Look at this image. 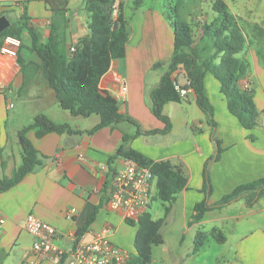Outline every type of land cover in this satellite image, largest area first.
I'll return each instance as SVG.
<instances>
[{"label":"crops","instance_id":"0c3cea01","mask_svg":"<svg viewBox=\"0 0 264 264\" xmlns=\"http://www.w3.org/2000/svg\"><path fill=\"white\" fill-rule=\"evenodd\" d=\"M45 1L10 5L1 1L0 17L5 16L10 25V15L13 24L20 26V17L25 13L39 33L40 43L45 44L52 18ZM129 1H118L124 12ZM223 1L237 21L264 22V0ZM65 17L64 37L67 50H71L89 34L84 3L70 1ZM128 28L125 56L111 61L99 89L115 98L119 113L137 125L122 122L88 134L99 123V116H75L61 108L40 68L39 57L30 49L27 31L22 32V38L28 48L22 49L17 59L0 55V79L6 84L0 92V178H10L21 164L19 134L36 116H45L55 124H68L76 131L50 132L41 137L36 136V129L24 133L38 153L39 164L15 186L0 193V218L4 219L0 224V264H55L49 260L36 262L32 256L33 238L22 229L28 214L54 226L59 233L56 243L63 249L70 248L73 241H90L95 232L109 228L110 240L133 256L137 225L127 224L121 211H108L105 203L110 171L121 166V158H110L123 143V135H135L137 130L142 133L126 146L152 161L168 162L186 178V188L177 194L165 216L163 204L155 215L149 213L152 220L163 218L159 229L162 243L152 246L149 264H264V191L252 206L246 205L247 195L243 194L215 207L236 187L264 178V60L260 50L249 47L247 42V50L237 55L246 67L239 85L253 91L255 127L244 128L229 112L219 81L206 73L204 89L213 109L212 117L197 106L189 91L181 102L164 105L163 114L171 124L167 133L145 134L164 129V123L151 113L149 93L166 71L153 66L169 62L174 32L170 19L156 8L144 10L137 18L128 17ZM10 113H25L30 122L9 129ZM205 166L208 192L203 190ZM153 185L154 181L151 192ZM202 201L211 208L193 222V208ZM72 208L75 214L68 220L65 211ZM83 227L84 232L77 236ZM212 229L221 231L224 242L208 237L194 252L197 233Z\"/></svg>","mask_w":264,"mask_h":264},{"label":"trees","instance_id":"16d2710c","mask_svg":"<svg viewBox=\"0 0 264 264\" xmlns=\"http://www.w3.org/2000/svg\"><path fill=\"white\" fill-rule=\"evenodd\" d=\"M18 1L25 4L31 0ZM70 1L74 0L45 1L52 13L45 44L40 43L39 33L30 24L25 13L20 17V26L10 24L0 33V44L4 36H15L21 40L20 52L28 48L22 38V32H28L31 38L30 49L39 57L40 68L61 108L75 116L87 117L91 114L99 116V123L87 131L88 134L101 128L117 126L122 122L137 125L135 121L119 113L115 98L99 89V82L108 71L111 61L125 56L129 28L124 7L118 2L119 0H77L84 3V11L88 14L89 34L81 38L71 51L67 50L64 37L67 25L65 14L68 12ZM177 1L176 6L181 4L180 0ZM140 2L141 0H134L135 9L140 7ZM210 4L214 17L211 22L200 26L201 34L197 42L191 26L185 20L169 17L174 32L173 53L168 63H156L153 66L154 69L166 68V71L162 74L157 86L153 87L149 93L151 113L164 123V129L146 131L145 134L167 133L171 124L168 117L163 114L164 105L169 102H181L189 91L193 92L197 106L209 118L212 117L213 109L204 89L206 73H211L219 81L220 92L225 97L227 108L241 125L249 129L256 126L257 111L253 102V91L243 89L239 85L246 67L237 55L244 50L247 38L223 0H210ZM174 10L177 15L176 7ZM206 51L207 53L204 54ZM179 73H183L188 79V84L183 87L178 85ZM182 90L185 91L184 96L181 95ZM31 129H36L37 137L50 132L76 133L68 124H55L45 116H36L33 123L19 134L23 149L21 164L13 171L10 178H0V193L15 186L39 164L36 149L24 137V133ZM141 133L137 130L132 136L124 134L123 143L110 160L130 159L150 170L155 184V192H151L150 203L155 200L160 201L164 206L165 216L170 205L176 200L177 194L186 188V178L179 169L168 162L152 161L126 146L129 140ZM203 179V190L206 192L209 182L206 166ZM263 191L264 178L245 183L223 196L215 207H222L243 194L247 195L246 205L252 206ZM210 208L205 201L195 204L192 221L198 222ZM93 217L94 213L89 216L87 225ZM126 223L131 226L137 225L134 239L135 254L126 264H149L152 246L162 243L159 229L163 218L152 220L147 210L137 222L126 220ZM84 230L85 227L77 233V236ZM208 237H212L218 243L225 240L221 231L217 229L199 232L195 237L193 251H199Z\"/></svg>","mask_w":264,"mask_h":264},{"label":"built area","instance_id":"2783aa9c","mask_svg":"<svg viewBox=\"0 0 264 264\" xmlns=\"http://www.w3.org/2000/svg\"><path fill=\"white\" fill-rule=\"evenodd\" d=\"M20 47L19 38L6 35L1 40L0 55L17 59ZM5 89V82L0 79V92ZM181 95H185L184 90ZM152 183L153 176L148 168L133 160L121 159L120 168L114 170L109 178L105 208L110 212L121 211L124 220L137 222L149 208ZM74 214L75 209H68L65 211V218L72 220ZM3 223L4 219L0 218V224ZM22 229L33 238L31 254L36 262L49 260L55 264H126L131 258L128 252L110 240L109 228L95 232L90 241H73L68 249H63L56 243L59 239L56 228L33 214L25 217Z\"/></svg>","mask_w":264,"mask_h":264},{"label":"rangeland","instance_id":"374dc122","mask_svg":"<svg viewBox=\"0 0 264 264\" xmlns=\"http://www.w3.org/2000/svg\"><path fill=\"white\" fill-rule=\"evenodd\" d=\"M181 4L177 5V0H141L140 5L142 6L140 9H135L133 0L129 1V5L125 10V15L131 18L140 17V13L148 8H156L163 12L167 18L172 17L173 19H181L185 20L192 29L193 36L195 41L197 42L201 31L200 26L203 23H209L212 21L214 14L211 11L210 0H180ZM5 5H10L11 2H4ZM24 4V3H23ZM175 7L177 11V15L175 13ZM13 24L10 15H7ZM238 25L242 29L243 33L246 36V41L248 42L249 47H254L257 50H260V54L262 59L264 60V22L263 23H253L250 21L239 20L237 21ZM244 50H247V45H245ZM207 51L204 53L206 54ZM11 120L8 121V128L14 129L17 126L27 125L30 121L29 117L25 113H19L16 116H12ZM155 190V186H152V193ZM151 215H155V213L159 212L162 208V203L158 200L152 202L150 207Z\"/></svg>","mask_w":264,"mask_h":264},{"label":"water","instance_id":"95a60500","mask_svg":"<svg viewBox=\"0 0 264 264\" xmlns=\"http://www.w3.org/2000/svg\"><path fill=\"white\" fill-rule=\"evenodd\" d=\"M9 27V21L5 16L0 17V33ZM178 85L183 87L188 84V79L185 77L183 73H179L177 76Z\"/></svg>","mask_w":264,"mask_h":264}]
</instances>
